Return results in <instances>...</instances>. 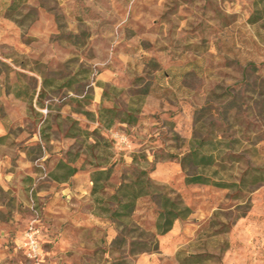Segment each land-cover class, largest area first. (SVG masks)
<instances>
[{
	"label": "rangeland",
	"instance_id": "obj_1",
	"mask_svg": "<svg viewBox=\"0 0 264 264\" xmlns=\"http://www.w3.org/2000/svg\"><path fill=\"white\" fill-rule=\"evenodd\" d=\"M101 87L139 109L119 144L89 98ZM0 136V264H264V0H0ZM206 136L238 185L184 183L179 159ZM59 162L78 169L66 183ZM95 165L111 174L92 195ZM137 167L191 209L165 234L148 196L120 221L94 201Z\"/></svg>",
	"mask_w": 264,
	"mask_h": 264
},
{
	"label": "trees",
	"instance_id": "obj_2",
	"mask_svg": "<svg viewBox=\"0 0 264 264\" xmlns=\"http://www.w3.org/2000/svg\"><path fill=\"white\" fill-rule=\"evenodd\" d=\"M47 82L43 79V85ZM69 86V83L64 84ZM147 91L143 92L145 95ZM104 91V95H105ZM43 95L41 92L38 94ZM16 97H27V92L18 91L15 93ZM91 98V97H89ZM29 104L32 103V95L28 98ZM85 115L92 116V112L83 111ZM139 109L130 106L128 110L120 111L116 106L102 107L98 109L97 121L107 128L114 123L115 120L124 122L127 125H135L139 121L137 115ZM73 127V126H71ZM68 135L74 136L75 133L68 132ZM223 141L215 137H201L192 138L189 141V148L187 152L179 159V164L182 170L193 169L191 173H185V184H202L212 185L220 188H229L238 185L237 183H229L219 179L216 175L218 171L217 166L222 165L223 155L225 154V147ZM135 164V159L133 160ZM57 168L63 167L65 171L60 175L52 174L53 179L58 181H66L78 169L74 166H69L65 162H59ZM111 174V165H95V169L91 173L92 195H96L98 191L104 188V182L107 181ZM253 179H258L253 176ZM150 197L155 200L157 204L155 229L158 235L168 232L176 220L185 219L190 213L191 209L184 205L178 196L170 197L163 193L159 185L154 183L149 176V170L145 167H137L136 173L132 180H122L115 188L111 195L107 197H94L96 205L99 209L108 214V218L112 221L129 217L134 211L136 201L141 197ZM117 241V238H116ZM154 249H157L155 247ZM141 251H146L144 248Z\"/></svg>",
	"mask_w": 264,
	"mask_h": 264
},
{
	"label": "crops",
	"instance_id": "obj_3",
	"mask_svg": "<svg viewBox=\"0 0 264 264\" xmlns=\"http://www.w3.org/2000/svg\"><path fill=\"white\" fill-rule=\"evenodd\" d=\"M104 91H105V89H104V87H101V88H99V92H97V94H96V96H95V94H94V97L92 96L91 98H90V100H91V102L93 103H97L98 105L99 104H101V106L102 107H113V106H115L113 103L112 104H110V102L108 101V99L109 98H107V96H108V92H105L106 94L104 95ZM92 111V110H91ZM97 122V121H96ZM139 122V121H138ZM138 124V123H137ZM137 124H135V125H127L126 123H124V122H120L119 120H115L114 121V123L113 124H111L110 126H108L107 128H104V126H103V128L109 133L110 132V136H111V138L112 139H115L116 140V142L119 144L120 143V141L121 140H123V139H125L126 140V136H124L123 134H122V132H119V131H115V130H113L115 127H133V126H136ZM1 137V136H0ZM129 142V141H128ZM122 144V143H121ZM128 159H130V161H131V156H129V158ZM77 172V171H76ZM75 172V173H76ZM74 173V174H75ZM73 174V175H74ZM72 175V176H73ZM70 179V178H69ZM69 179H67L66 181H60V182H64V183H66ZM91 184H92V181H91Z\"/></svg>",
	"mask_w": 264,
	"mask_h": 264
},
{
	"label": "built area",
	"instance_id": "obj_4",
	"mask_svg": "<svg viewBox=\"0 0 264 264\" xmlns=\"http://www.w3.org/2000/svg\"><path fill=\"white\" fill-rule=\"evenodd\" d=\"M37 235H38V230L33 225L29 226L23 235L24 241L22 245L26 248L28 256L33 260H37V257L40 253L39 241L37 239ZM34 264H38V263H34Z\"/></svg>",
	"mask_w": 264,
	"mask_h": 264
}]
</instances>
